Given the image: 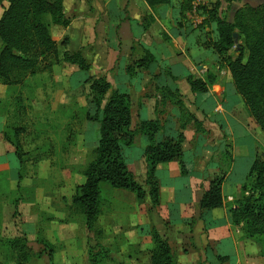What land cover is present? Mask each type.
<instances>
[{
  "label": "rangeland",
  "instance_id": "rangeland-1",
  "mask_svg": "<svg viewBox=\"0 0 264 264\" xmlns=\"http://www.w3.org/2000/svg\"><path fill=\"white\" fill-rule=\"evenodd\" d=\"M185 11L184 17L188 10ZM184 20L187 26L193 28L186 17ZM55 28L61 27L54 26L51 36H56ZM205 29L209 27L204 26ZM137 30L134 26L133 32ZM203 37L200 31L189 34L190 57L205 58V66L201 67L203 72L196 71L192 76L199 77L198 73L201 76L209 73L221 78L222 72L218 71L219 66H216L214 60L217 55L194 43L196 38L203 40ZM61 40L63 39L58 41ZM66 43L68 44L67 38ZM67 44L65 47H58L60 58L67 49ZM151 51L155 55L158 53L153 48ZM212 55L214 57L211 59ZM109 71L102 72L100 67H94L91 73L83 77L78 74L76 67L61 62L50 71L39 72L35 76L26 75L19 86L7 87L0 83V146L6 148L5 152L0 147V161L3 157L5 162L8 157L16 158V147H19L23 161L19 181L18 174L11 181L8 164L0 163V264H88V257L97 254L98 264H150L153 250L151 237L157 233L152 223L156 207H152L147 195L143 201H138L130 192L122 196L117 193L119 190L102 184L101 211L90 232L87 231L78 208L72 203L77 187L84 182L85 169L95 159L99 136L97 126L88 120L96 114V107L85 80L100 77L110 80L113 71ZM140 102V96L138 99L137 96L131 98L130 130L138 122ZM183 102L191 114H199L202 122H198L204 133L197 131L193 123L184 131V136L187 132V140L182 145V152L184 149L185 153L180 160V174L181 165L186 173L182 161L185 154L188 160L195 163H219L218 172L209 183L219 176L224 177L225 171L221 167L224 166L225 170L232 159L233 150L230 145L227 146L232 141H228L227 136L222 133L217 135L205 130L204 123L209 116L201 114L191 97H185ZM167 104L163 111L168 113L173 112V109L172 114H177L179 124V111ZM253 124L256 126L254 121ZM251 131L255 135L258 132L259 140L256 143L264 148V137L257 126ZM165 133L157 134L159 137L163 136L161 141L175 139L177 136L173 138ZM160 140L156 143L161 142ZM143 147L145 142L141 136L134 138L131 148L121 144L124 160H136L143 154ZM125 163L128 167V162ZM130 165H133L137 174L136 177L133 174L135 181L147 194L145 159L143 163L140 161ZM139 172L142 173L140 176ZM248 183L251 184L250 181ZM232 226L239 238H247L241 227ZM14 240L21 242L12 245L10 242ZM42 243L52 247L51 260Z\"/></svg>",
  "mask_w": 264,
  "mask_h": 264
},
{
  "label": "crops",
  "instance_id": "crops-1",
  "mask_svg": "<svg viewBox=\"0 0 264 264\" xmlns=\"http://www.w3.org/2000/svg\"><path fill=\"white\" fill-rule=\"evenodd\" d=\"M183 3L184 0H171L169 5L150 9L143 0H64V16L70 25L67 28H55L56 36L52 35V38L57 45L62 42L59 39L67 38V49L63 52L81 51L91 70L94 67H100L102 72L112 70L113 74L107 82L113 89L127 92L132 99L140 96L139 118L142 121L160 119L165 134L175 138L179 125L177 114H172L173 109V112H164V107L157 103L160 97L156 88L166 87L178 91L183 100L191 97L201 114L209 116L204 123L205 130L217 135L222 133L228 141H232V144H227L233 150L232 159L225 170L224 166L221 167L225 171V181L221 187L226 205L224 208L202 211L199 205L209 181L218 172L219 163H195L184 154L182 161L186 177L180 174L179 160L156 168L159 205L153 210L152 223L157 233L167 240L174 264H264L260 246L251 239L239 238L227 210L228 207L235 208V202L242 196V185L255 160L258 132L255 135L251 131L256 126L236 94L228 70L221 67L218 57L214 59L215 64L221 67L220 75L223 76L219 78L216 74L214 84L206 93L193 94L190 91L186 79L196 71L203 72L201 67L205 66V58L190 57L189 34L202 32L203 40L196 38L194 43L197 47L210 49L206 41L214 37L215 27L207 26L209 29L204 30L203 24L193 28L187 26L184 20L186 11H182ZM263 3L264 0H239L231 5L223 4L220 14L231 20L236 10ZM7 6V0H0V18ZM54 26L50 25V33ZM134 26L138 28L136 32H133ZM142 46L151 53L152 48L157 50L156 55L152 53L156 63L150 65L148 71H137L135 77L130 78L126 74V67L143 57ZM210 57L212 59L214 56ZM165 69L170 71L174 79L165 75ZM77 72L83 77L88 74ZM200 73L199 77L204 78L205 74L201 76ZM197 114L194 113L196 120L201 121ZM162 137L156 135L155 141ZM0 147L6 152V148ZM138 158L125 159L135 177L137 174L130 164L143 163V154ZM7 159L5 162L3 157L0 163L8 164L12 181L17 178L19 166L16 158ZM141 174L139 172L138 176ZM117 193L125 196L129 192ZM222 258L226 260L222 262Z\"/></svg>",
  "mask_w": 264,
  "mask_h": 264
},
{
  "label": "trees",
  "instance_id": "trees-1",
  "mask_svg": "<svg viewBox=\"0 0 264 264\" xmlns=\"http://www.w3.org/2000/svg\"><path fill=\"white\" fill-rule=\"evenodd\" d=\"M170 1L143 0L150 9L169 5ZM238 1L217 0L211 3L210 8H203L202 15L206 16V20L202 24L215 27L214 37L209 38L206 44L219 58L221 67L225 66L228 70L236 94L264 137V3L236 10L231 20L221 16L220 9L223 4L231 5ZM7 2L8 6L0 18V83L3 86H19L26 75L35 76L39 72L50 71L54 65L61 62L76 67L79 72H90L91 67L81 51H65L60 58L58 47H65L66 39L58 46L51 36L50 25L63 28L70 25V21L64 16V0H7ZM190 3L191 0H184L182 11L189 10ZM234 34L238 35V44H235ZM143 52L141 59L126 67L128 77H135L137 71H148L150 65L156 63L154 55L148 49L143 47ZM221 67L219 66L218 71ZM164 72L166 76L174 79L169 70ZM215 80L216 76L207 73L204 78L190 76L186 82L190 91L197 94L206 93ZM85 84L89 85L96 107V114L88 120L97 126L99 136L95 159L85 169L84 182L77 187L72 203L78 208L84 218L85 227L90 232L101 211L102 184L114 190L130 192L138 201H143L147 195L152 207H157L159 194L155 179L156 168L174 160H181L182 145L185 141L184 131L190 123L195 125L197 131L204 133V130H201V123L185 108L178 91H171L166 87L156 88L161 107L169 103L180 113L176 138L156 143L155 136L164 132L163 121L158 118L148 122L142 121L138 115L135 128L130 130V95L123 90L113 89L110 83L101 77L87 78ZM138 136L145 142L142 153L147 165L145 181L147 194L128 169L121 149V144L131 148L134 138ZM15 157L19 163V181L21 179L19 173L23 167L19 147L15 149ZM181 175L186 177L182 165ZM224 180L222 175L208 184V189L200 199V210L226 207L221 191ZM241 191L242 196L235 202L236 207L227 208L231 214L232 224L241 227L246 237L260 246L261 256L264 258V148L258 143H255V160ZM151 241L153 250L150 264H174L167 240L155 232ZM20 242L14 240L10 243L17 245ZM42 245L51 260L52 247L45 243ZM98 257L99 254L89 256L88 264H98ZM225 260L222 258V262Z\"/></svg>",
  "mask_w": 264,
  "mask_h": 264
},
{
  "label": "built area",
  "instance_id": "built-area-1",
  "mask_svg": "<svg viewBox=\"0 0 264 264\" xmlns=\"http://www.w3.org/2000/svg\"><path fill=\"white\" fill-rule=\"evenodd\" d=\"M210 3L211 0H191L190 9L185 14V17L193 27H197L198 25L202 24L204 20L202 9L207 8Z\"/></svg>",
  "mask_w": 264,
  "mask_h": 264
},
{
  "label": "water",
  "instance_id": "water-1",
  "mask_svg": "<svg viewBox=\"0 0 264 264\" xmlns=\"http://www.w3.org/2000/svg\"><path fill=\"white\" fill-rule=\"evenodd\" d=\"M233 38H234L235 44H238V35L237 34H234L233 35Z\"/></svg>",
  "mask_w": 264,
  "mask_h": 264
}]
</instances>
